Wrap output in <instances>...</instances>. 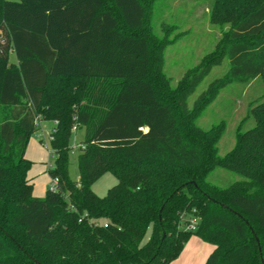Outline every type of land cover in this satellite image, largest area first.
<instances>
[{"label": "trees", "instance_id": "1", "mask_svg": "<svg viewBox=\"0 0 264 264\" xmlns=\"http://www.w3.org/2000/svg\"><path fill=\"white\" fill-rule=\"evenodd\" d=\"M153 1L0 0V264H169L191 235L214 245L205 264H264V96L223 155L219 127L185 121L187 96L223 57L226 75L195 107L264 76V0H203L228 28L183 88L160 72ZM39 121L55 122L47 172L57 179L41 197L24 155ZM216 168L241 179L214 184ZM106 172L117 183L98 196L91 184ZM186 213L199 217L193 230L180 227Z\"/></svg>", "mask_w": 264, "mask_h": 264}, {"label": "rangeland", "instance_id": "2", "mask_svg": "<svg viewBox=\"0 0 264 264\" xmlns=\"http://www.w3.org/2000/svg\"><path fill=\"white\" fill-rule=\"evenodd\" d=\"M156 3V4H155ZM152 8V27L150 36L152 44L158 46L160 72L168 78L172 88H183L200 64L211 61L217 56L219 46L223 43L224 32L228 25H218L210 21L208 2L203 0H154ZM163 20L175 26L161 27ZM12 53H10L11 55ZM228 60L223 57L219 64L212 65L209 71L195 86L194 91L186 98L189 116L186 122H191L204 130L219 127L217 140L218 153L223 155L235 142V133L239 127L242 131L254 125L252 117H248L249 109L264 96V76L257 77L247 83L230 82L218 90L215 98L202 108L195 107L199 95L204 92L214 80H221L228 71ZM201 69V68H200ZM184 78H186L184 80ZM49 122H45L48 124ZM41 129L34 132L32 138L48 152L43 160L31 162L33 173L31 178L32 194L41 197L51 188L52 178L47 172L53 166V153L49 147V137L41 136ZM83 138V130L72 132L69 152V176L78 179L77 155L78 145ZM30 169V168H29ZM208 181L221 187L241 179V176L223 169L216 168L209 173ZM117 183V178L106 172L91 184V189L98 195L104 196L107 190ZM190 214H184L180 227L185 228ZM150 235L147 230L143 242Z\"/></svg>", "mask_w": 264, "mask_h": 264}, {"label": "crops", "instance_id": "3", "mask_svg": "<svg viewBox=\"0 0 264 264\" xmlns=\"http://www.w3.org/2000/svg\"><path fill=\"white\" fill-rule=\"evenodd\" d=\"M206 9L208 10V8ZM10 60L15 61V56L13 53L10 55ZM45 122L49 123L45 124ZM54 125L55 122L53 121H39V130L41 129L42 131L41 136L47 135L49 137ZM33 134L28 140L24 153L25 157L32 163L43 160L46 156H48V152L43 148V146L38 144L36 140L32 138ZM33 167H35V165H32V168L30 166V169L27 171V178L30 181L31 178H29V174L31 175ZM34 195H39V193H34ZM213 248V244L203 241L196 235H191L184 243L183 248L177 258H175L169 264H205V261L208 255L212 252Z\"/></svg>", "mask_w": 264, "mask_h": 264}, {"label": "built area", "instance_id": "4", "mask_svg": "<svg viewBox=\"0 0 264 264\" xmlns=\"http://www.w3.org/2000/svg\"><path fill=\"white\" fill-rule=\"evenodd\" d=\"M74 130H76V126L73 127V131ZM56 183H57V179L56 178L52 179L51 187L54 188L56 186ZM198 221H199V217L198 216L190 215V217L186 221L185 228L188 229V230L195 229Z\"/></svg>", "mask_w": 264, "mask_h": 264}]
</instances>
